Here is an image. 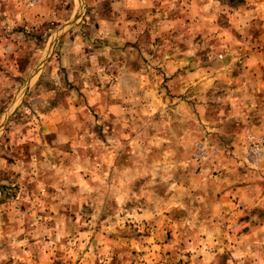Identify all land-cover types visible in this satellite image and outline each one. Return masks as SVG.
I'll use <instances>...</instances> for the list:
<instances>
[{"label": "rangeland", "instance_id": "374dc122", "mask_svg": "<svg viewBox=\"0 0 264 264\" xmlns=\"http://www.w3.org/2000/svg\"><path fill=\"white\" fill-rule=\"evenodd\" d=\"M149 1L0 0V264H264V243L233 249L264 209L209 199L232 150L221 113L244 122V93L264 91L227 81L263 72L244 60L264 11ZM252 123L239 166L255 170Z\"/></svg>", "mask_w": 264, "mask_h": 264}, {"label": "crops", "instance_id": "0c3cea01", "mask_svg": "<svg viewBox=\"0 0 264 264\" xmlns=\"http://www.w3.org/2000/svg\"><path fill=\"white\" fill-rule=\"evenodd\" d=\"M144 1L146 3H144ZM243 1L242 3L245 4L246 7H244L240 11L248 10L253 14L252 18L261 19L263 15L258 14V16H255V14L264 11V0ZM150 2L151 1L149 0H141V3L143 4L142 9L144 7L147 8ZM250 2L252 3V5L250 4ZM262 18H264V16ZM262 29L263 30L261 34H264V28ZM244 61V66H247V70H254V67L256 69H260L261 67H263V72H260V75L257 76H254V74H250V76H248L246 73L238 75L237 78L229 76L227 77V81H229L230 83L231 78H234V80L237 79L235 81L244 84H248L251 82H257L258 84H260L261 82H264L263 47L260 46L259 49L253 51ZM231 64L232 63H230L228 67ZM247 70L244 69V71ZM249 71L250 70H248V72ZM217 78L218 75H214L213 72L209 74L206 73L199 76L196 83L194 82L192 84H200L201 86L205 87V89H208L216 81ZM241 94L242 93H239L238 96H240ZM244 97L245 99L254 98V100H257L256 102H253V105L250 104V108H245V110L243 111V113L246 114L244 122L243 118L241 116H238L239 114H236L238 110L236 106L231 105L228 110L221 113L224 117L223 119L221 118L223 121V124L221 126V132L223 133L222 139L226 140L228 144L231 145L232 150L222 153L218 158L220 166L217 169L220 171V178L217 180H213L216 182V184L209 190V194L211 195H209V199H211L212 197L213 200L210 204V210L213 211V215L220 214L223 211L229 214L232 210L238 209L239 212H241V214L245 216V211L253 209V206H258L259 209H264V159L255 168V170L246 167L242 168L241 166H239L242 164V161H244L243 139L245 130L247 128V122L253 121V130L257 129L258 131H260L263 128L260 124L264 123V91H259V93L255 92V94H252L250 92L249 97L247 96V93H244ZM257 102L261 104L259 107H257L258 105H256ZM234 114H236V116L234 117L241 119V122H237L238 119L236 118H231ZM248 114L251 119L250 121L247 120ZM251 130L252 129H250L249 131ZM231 214L233 215V213ZM247 216H245L241 224L238 223L240 225V228L242 229V233L235 238L233 244H237V248L233 247L234 250L241 251L247 246L255 245L256 247H258V244L264 243V219L257 221V219L251 217V215H249L248 217ZM256 257L258 258V256Z\"/></svg>", "mask_w": 264, "mask_h": 264}, {"label": "built area", "instance_id": "2783aa9c", "mask_svg": "<svg viewBox=\"0 0 264 264\" xmlns=\"http://www.w3.org/2000/svg\"><path fill=\"white\" fill-rule=\"evenodd\" d=\"M249 153L253 157L257 158L264 153V135L259 138H254L251 141V145L249 147Z\"/></svg>", "mask_w": 264, "mask_h": 264}, {"label": "water", "instance_id": "95a60500", "mask_svg": "<svg viewBox=\"0 0 264 264\" xmlns=\"http://www.w3.org/2000/svg\"><path fill=\"white\" fill-rule=\"evenodd\" d=\"M77 19V18H76ZM71 26V25H70Z\"/></svg>", "mask_w": 264, "mask_h": 264}]
</instances>
